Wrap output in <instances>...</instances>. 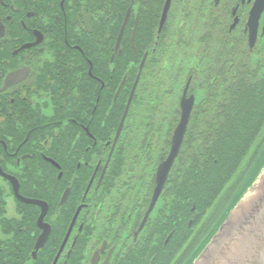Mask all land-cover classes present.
Instances as JSON below:
<instances>
[{"label": "flooded vegetation", "instance_id": "flooded-vegetation-1", "mask_svg": "<svg viewBox=\"0 0 264 264\" xmlns=\"http://www.w3.org/2000/svg\"><path fill=\"white\" fill-rule=\"evenodd\" d=\"M165 2L0 0V203L12 204L17 218L25 206L36 213L25 264H175L181 148L138 228L171 149L180 99L188 84L189 120L225 116L229 88L264 81V0H170L159 30ZM174 69L182 81L177 109L175 97L172 106L166 99ZM158 76L166 77L157 86ZM16 189L47 206L50 231L36 253L42 209ZM190 212L188 223L208 221L195 204Z\"/></svg>", "mask_w": 264, "mask_h": 264}, {"label": "trees", "instance_id": "trees-1", "mask_svg": "<svg viewBox=\"0 0 264 264\" xmlns=\"http://www.w3.org/2000/svg\"><path fill=\"white\" fill-rule=\"evenodd\" d=\"M172 53L163 52V58L170 61ZM173 72L175 85L172 75H169L167 90L171 95L166 99H170L168 103L172 106L175 97L177 109L182 81L176 77L175 69ZM163 77L166 76L155 77V85L158 86L160 79V83H165ZM200 88L206 90L203 85ZM221 100L226 102V106L222 105L226 109L225 116H191L175 162V264H188L200 251L198 246H203L214 231L207 222L188 226L193 203L196 210L205 212L209 219V213L228 193V187L239 179L242 168L253 160L264 132V81L247 84L240 81V85L229 88ZM202 101L203 97L197 99L201 105ZM209 106L213 105L210 103ZM177 118L179 113L175 114V121ZM24 209L28 212L23 216L9 219L4 202L0 203V233L7 237L0 239V264H25L29 260L38 231L34 209L26 206ZM17 237L24 240L17 244L13 240ZM43 252L44 249L37 254L38 259ZM6 253H11V256H4Z\"/></svg>", "mask_w": 264, "mask_h": 264}, {"label": "water", "instance_id": "water-1", "mask_svg": "<svg viewBox=\"0 0 264 264\" xmlns=\"http://www.w3.org/2000/svg\"><path fill=\"white\" fill-rule=\"evenodd\" d=\"M169 5L170 0H166L159 23V30H161L165 23ZM120 37H118L117 42H119ZM187 87L188 84L179 102L181 113L179 122L173 133L170 152L159 170L152 201L138 228V232L141 231L149 213L152 211L171 164L174 158L176 159L181 148L194 103L193 96L186 97ZM123 119L120 123L119 130L122 126ZM257 168V172L253 174L255 169L252 175L241 186L232 204L217 219L213 227L214 231L212 230V235L208 237L209 239L204 246L189 261L190 264H264V154ZM15 194L25 204L36 205L42 209L37 220V226L42 229V233L34 244V253H36L44 246L50 231L49 226L47 227L43 223L47 206L45 203L23 199L18 194L17 189L15 190ZM190 224L191 222H189ZM71 228L72 224L65 237V241L69 236ZM91 264H95L94 260Z\"/></svg>", "mask_w": 264, "mask_h": 264}, {"label": "rangeland", "instance_id": "rangeland-1", "mask_svg": "<svg viewBox=\"0 0 264 264\" xmlns=\"http://www.w3.org/2000/svg\"><path fill=\"white\" fill-rule=\"evenodd\" d=\"M187 57H184V63L183 66H187ZM176 96V95H175ZM201 97V94H199L198 99ZM203 97V96H202ZM201 97V98H202ZM262 138L260 139L255 151H254V158L251 162H249L247 165L245 164L244 169L242 168L240 175L238 176L239 179L237 181H233L232 184L228 187V193L225 194L220 201L219 205L216 209V214L209 218L207 221V226L211 225L213 228L217 219L220 217L222 212L226 207H228L232 202L233 198L239 193L241 186L246 182L247 178L252 175L253 171L257 168L258 164L261 161V158L264 154V132L262 133ZM243 172V175H241ZM238 187V188H237ZM237 188V190H236ZM194 204V203H193ZM6 217L9 219L17 218V215L14 210V206L8 202L6 206Z\"/></svg>", "mask_w": 264, "mask_h": 264}, {"label": "bare ground", "instance_id": "bare-ground-1", "mask_svg": "<svg viewBox=\"0 0 264 264\" xmlns=\"http://www.w3.org/2000/svg\"><path fill=\"white\" fill-rule=\"evenodd\" d=\"M217 210H218V209L215 208L213 211H211V212L209 213V216H208V217H209V218H212V217L216 214ZM203 246H204V245H203ZM203 246L199 245L198 248H200V247L202 248Z\"/></svg>", "mask_w": 264, "mask_h": 264}]
</instances>
